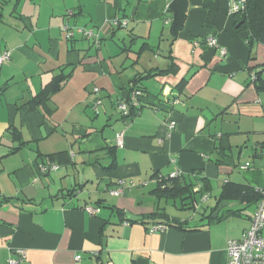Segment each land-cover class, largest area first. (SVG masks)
I'll return each instance as SVG.
<instances>
[{
	"label": "crops",
	"instance_id": "crops-1",
	"mask_svg": "<svg viewBox=\"0 0 264 264\" xmlns=\"http://www.w3.org/2000/svg\"><path fill=\"white\" fill-rule=\"evenodd\" d=\"M64 23L101 42L65 38ZM249 37L229 0H0V56L11 52L0 66V264L19 250L22 264H228L257 208L240 190H264V45ZM171 65L140 82L143 105L125 118L117 105L131 110L132 81ZM59 74L61 90L34 107ZM173 174L203 194L194 210L178 206L187 217L153 192ZM224 202L235 205L214 218ZM157 211L186 231L147 217Z\"/></svg>",
	"mask_w": 264,
	"mask_h": 264
},
{
	"label": "trees",
	"instance_id": "trees-1",
	"mask_svg": "<svg viewBox=\"0 0 264 264\" xmlns=\"http://www.w3.org/2000/svg\"><path fill=\"white\" fill-rule=\"evenodd\" d=\"M169 11H171V6L169 7ZM237 24H240V30L248 31L250 33V37L248 38V43L250 46L254 45L255 43H261L264 45V0H247L246 9L243 13L237 14L236 16ZM173 22V21H172ZM118 29H123L122 27H117ZM126 28V27H125ZM100 39V38H99ZM101 42V41H99ZM176 71L174 66L171 65L166 71H160L159 74L156 72H149L147 75H142L138 78H135L132 81L131 85V95L130 99L132 98V94L135 90H139L142 93V97L138 98V105L132 104L131 110L128 109V114H124L125 118H131L134 114H136L135 110L140 108L144 102L145 96V89L141 86L140 82L144 79L148 78H155L161 73H170ZM255 75V74H254ZM256 76V75H255ZM257 78V76H256ZM66 76L64 74H59L53 78V80L47 84L42 91L33 99L32 105L34 107L45 105L51 98L52 95L58 93L61 90L62 84L65 81ZM18 138V135H15ZM17 140H20L17 139ZM27 143L20 141V144L14 151L20 150L22 147L26 146ZM111 152H114L112 149L108 152V157L110 159V165L105 166V169L112 170L116 167V161L114 154L112 155ZM54 156V155H52ZM183 176L177 175L176 177L170 178H162L158 182V187L153 191L157 198L162 201L165 200L166 202L169 200H182L184 206H190L189 209H196V203L198 201L197 196L200 194L201 198H203L202 191H195L196 186L191 183H187L183 181ZM244 189V188H243ZM242 189V190H243ZM243 192V193H242ZM242 194V195H241ZM240 201L248 202V203H259L263 199V194L257 188H245L244 191L240 190ZM224 197L220 198V202ZM187 200V201H186ZM188 203H186V202ZM188 209V208H187ZM164 211V209H163ZM149 219L157 220L160 223H164L166 226L175 227L183 229V225L185 224L183 221L169 216L165 212H154L147 216ZM208 219H212V216L209 215ZM198 228L192 229V231H196ZM186 231V230H185Z\"/></svg>",
	"mask_w": 264,
	"mask_h": 264
},
{
	"label": "built area",
	"instance_id": "built-area-1",
	"mask_svg": "<svg viewBox=\"0 0 264 264\" xmlns=\"http://www.w3.org/2000/svg\"><path fill=\"white\" fill-rule=\"evenodd\" d=\"M230 3V14L236 16L241 14L246 9L247 0H229ZM72 15V12L69 13ZM128 25L127 20H116L115 26L125 28ZM63 32L66 33L68 39H73L76 35V32L86 39H93L98 45L100 42L99 36L94 33L93 30L85 28H72L69 24H65L62 28ZM76 31V32H75ZM208 44L212 47L216 46V41L214 38L208 39ZM11 59V52L4 51L0 56V66L7 63ZM252 79L255 80L256 76L252 75ZM95 94L100 93L99 88L94 89ZM142 97V93L139 90H135L132 94V104L138 105V98ZM103 101L102 98L98 97L93 105V110L96 114H99L100 107ZM118 110L123 114H128V106L125 103H119L117 105ZM171 127L175 126V122H172ZM123 133L117 135L118 144H122ZM59 169L57 165L51 166H41L40 170L43 174H46L51 171H56ZM177 174H173L171 177H176ZM120 188L110 191V194L113 196H120L123 194L124 183L120 182ZM263 194V199L257 204L256 211L251 219V226L247 229L242 237L239 240H230L228 242V264H264V190H260ZM207 198V197H206ZM86 211L92 215H96L100 212V209L93 207H86ZM163 225L154 227L152 231L158 229H165ZM18 258L9 260V264H22L26 259V252L24 250L18 251ZM80 259V256L77 257Z\"/></svg>",
	"mask_w": 264,
	"mask_h": 264
},
{
	"label": "rangeland",
	"instance_id": "rangeland-1",
	"mask_svg": "<svg viewBox=\"0 0 264 264\" xmlns=\"http://www.w3.org/2000/svg\"><path fill=\"white\" fill-rule=\"evenodd\" d=\"M21 6H22V8H21ZM21 6H19V8L20 9H27V8H33V6H32V4H30L29 3V5H26V4H23V5H21ZM11 10H12V7L10 6V5H7L3 10H2V12H3V16L4 17H8L9 16V14H10V12H11ZM66 23V22H65ZM64 23V24H65ZM62 33H64V32H62ZM64 36H65V38H66V35H65V33H64ZM85 40H87V39H85ZM95 89V88H94ZM94 89H93V91H94ZM95 97H100V94H95ZM102 101H103V99H102ZM102 108H100V110H101ZM92 111H93V113L94 114H96L95 112H94V110L92 109ZM91 112V111H90ZM148 189H143V192H145L146 193V197L147 196H149V193H148ZM142 192V191H141ZM187 201V200H186ZM185 201V202H186ZM182 203H183V201L182 200H180V199H178V200H169V201H165V200H162L161 201V205H162V207L163 208H165L166 209V212L168 213V214H170L171 216H180V217H187V216H189L190 214H191V212H189L188 210H185V211H182V210H180V209H178V206L180 207V206H182Z\"/></svg>",
	"mask_w": 264,
	"mask_h": 264
},
{
	"label": "water",
	"instance_id": "water-1",
	"mask_svg": "<svg viewBox=\"0 0 264 264\" xmlns=\"http://www.w3.org/2000/svg\"><path fill=\"white\" fill-rule=\"evenodd\" d=\"M235 204H229V203H227V202H224V203H222L220 206H219V208H218V210L216 211V213L214 214V218H217L218 217V215H219V213H220V211L223 209V208H225V207H233ZM128 217H129V219H135L133 216H131V215H128Z\"/></svg>",
	"mask_w": 264,
	"mask_h": 264
}]
</instances>
